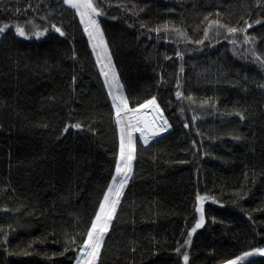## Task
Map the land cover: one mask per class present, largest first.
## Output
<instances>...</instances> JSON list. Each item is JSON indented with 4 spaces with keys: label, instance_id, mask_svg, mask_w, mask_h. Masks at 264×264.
<instances>
[{
    "label": "trees",
    "instance_id": "1",
    "mask_svg": "<svg viewBox=\"0 0 264 264\" xmlns=\"http://www.w3.org/2000/svg\"><path fill=\"white\" fill-rule=\"evenodd\" d=\"M111 5L98 19L130 106L155 96L171 128L148 145L136 134L133 178L98 264H183L175 249L198 219L197 195L209 199L203 203L204 226L187 248L189 264H224L264 247V89L258 87L264 67L245 51L251 46L242 43V33L231 37L233 45L224 29L213 26L209 47V40L185 43L171 31L179 27L196 40L211 20L242 27L244 20L261 19L248 33L258 37L256 52L264 58V5L256 7V0H111ZM118 5L143 11L132 15ZM45 15L63 25L65 37L52 30L40 38L15 35L14 26L26 20L45 26L40 19ZM4 23L13 28L0 38V209L10 211H0L7 233H0V264H75L78 252L65 233L77 242L83 238L111 182L119 146L114 110L73 9L58 0H0ZM141 23L168 24L169 32L157 38ZM177 90L195 102L178 101ZM77 121L95 134L88 128L63 132ZM242 264H264V256Z\"/></svg>",
    "mask_w": 264,
    "mask_h": 264
},
{
    "label": "snow or ice",
    "instance_id": "2",
    "mask_svg": "<svg viewBox=\"0 0 264 264\" xmlns=\"http://www.w3.org/2000/svg\"><path fill=\"white\" fill-rule=\"evenodd\" d=\"M58 2L73 9L75 15L79 17V24L83 26V32L87 35L92 54L95 55L96 63L99 66L100 75L103 77L107 95L111 100V108L114 110L115 124L119 131V146L114 159V173L111 175V182L106 185V190L102 192V199L99 201L98 209L95 211L94 217L90 220V226L85 229L83 238L80 239L79 242H77L75 235L65 233L66 242L75 245L74 250L78 252V255L75 257V264H98L101 249L105 243V237L114 226L113 222L117 217L118 208L122 204L125 190L133 178V161L136 159V133H139V138L143 140L145 145H148L155 137L167 132L169 128H171V124L164 116V111L160 107L155 96L135 106H130L129 96L125 92V85L122 83L116 66L113 63V57L105 39L104 30L101 28L98 19V17L108 15L107 8L112 6L111 0H58ZM262 5H264V0H256V7H261ZM31 7L32 6L29 4L28 8ZM118 7H121V9L126 12L130 11L132 15H138L139 12L143 11V8L137 9L135 5H133V9L131 10L127 9L124 5H118ZM16 11L19 12L20 9H16ZM217 15H219V13H217ZM40 19L46 22L45 26L37 25L34 20L24 21L23 26L19 23L16 24L14 26L15 35L24 39H30L32 36L40 38L52 30L59 34L60 37H65L66 32L62 24L58 26L56 23L49 22L47 15L41 16ZM113 19H115V17H113ZM204 19L208 20V17ZM253 24H262V20L256 19L252 23H249L248 20H244V25L242 27L229 26L222 23L220 20H211L203 31V38L196 40H192L187 32L181 30L179 27L173 26L171 31L185 43L203 45L205 40H209V47L212 46L211 40L209 39V32L213 26H215L216 29H224V38L233 45L236 44V40L231 37H234L238 32L242 33V43L251 46L250 48H246L245 51H250L253 60L258 61L259 65L264 67V58L256 52L255 46L258 37L248 33V29L252 28ZM11 28H13V26L7 23L0 24V38H6ZM140 28H147L148 32L157 33V38H159V34L162 31L164 33L169 32L168 24L163 25V27H148L146 24L141 23ZM216 36H220L219 31L216 32ZM164 38L167 40V35ZM217 42H219V40H217ZM175 55L183 61L184 53L182 51L177 49ZM70 58L73 60L76 59L75 51L72 52ZM165 58L169 59L170 57ZM241 58L247 59L246 56H242ZM179 71L180 73L184 72L183 64H181ZM71 80L72 84L75 85L77 76L73 74ZM177 87L179 89V78L177 80ZM258 87L264 89V83L258 84ZM73 91H75V88H73ZM175 96L178 101L188 100L191 103L195 102L191 96L185 97L180 90L176 91ZM207 103L208 101H202V104ZM213 107H215V105H213ZM180 110L184 111L183 108ZM236 115H238L241 120L245 119L243 113L237 112ZM192 119L195 121L196 117L193 116ZM69 127L76 130L88 128L95 134V130L92 129L89 124H85L81 121L66 126L63 132L66 133ZM184 127L188 128V123H185ZM235 138L240 139V137ZM195 144L196 142L193 141L194 146ZM207 199H209L208 196L197 195L196 212L200 213V218L196 221L195 226L187 232V238L183 240V244H180L175 249L176 253L182 258L183 264H189L190 255L187 248L191 245L193 234L197 229L204 226L205 217L203 201ZM213 202H215V200ZM0 211L8 212L10 209L5 207L0 209ZM77 220H79L78 217ZM8 227L11 228V225ZM0 233H4L2 227H0ZM4 235L6 237L7 233H4ZM4 242L6 243L7 240L5 239ZM182 249L185 250L181 251ZM5 250L7 251V249ZM135 250V247L130 249L132 252H135ZM9 254L11 255L12 253ZM256 255L264 256V247H255L251 251H245L235 259L226 260L224 264H242L246 258Z\"/></svg>",
    "mask_w": 264,
    "mask_h": 264
},
{
    "label": "rangeland",
    "instance_id": "3",
    "mask_svg": "<svg viewBox=\"0 0 264 264\" xmlns=\"http://www.w3.org/2000/svg\"><path fill=\"white\" fill-rule=\"evenodd\" d=\"M137 135H139V134L137 133ZM203 203H204V201H203ZM199 218H200V213H198V219H199ZM198 219H197V220H198ZM256 256H258V255H256Z\"/></svg>",
    "mask_w": 264,
    "mask_h": 264
},
{
    "label": "bare ground",
    "instance_id": "4",
    "mask_svg": "<svg viewBox=\"0 0 264 264\" xmlns=\"http://www.w3.org/2000/svg\"><path fill=\"white\" fill-rule=\"evenodd\" d=\"M204 68V67H203ZM209 76V75H208ZM128 193V192H127ZM132 208V207H131ZM135 209V208H134ZM208 218V217H207Z\"/></svg>",
    "mask_w": 264,
    "mask_h": 264
},
{
    "label": "built area",
    "instance_id": "5",
    "mask_svg": "<svg viewBox=\"0 0 264 264\" xmlns=\"http://www.w3.org/2000/svg\"><path fill=\"white\" fill-rule=\"evenodd\" d=\"M139 134V133H138Z\"/></svg>",
    "mask_w": 264,
    "mask_h": 264
}]
</instances>
